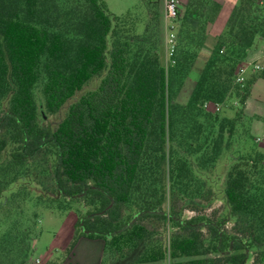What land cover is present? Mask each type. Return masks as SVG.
Listing matches in <instances>:
<instances>
[{
	"label": "trees",
	"instance_id": "trees-1",
	"mask_svg": "<svg viewBox=\"0 0 264 264\" xmlns=\"http://www.w3.org/2000/svg\"><path fill=\"white\" fill-rule=\"evenodd\" d=\"M185 5V34L176 62L166 67L153 32L124 35L115 25L120 16L104 0H0V153L10 146L0 162V194L35 167L50 183L49 203L63 209L85 202L73 222L70 251L83 235L105 239V260L136 248L149 239L147 218L170 220L176 230L168 246L148 245L139 264H165L168 253L170 264H248L250 251L264 244L262 151L236 158L226 174L230 213L244 235L228 230L225 217H182L163 207L167 179L173 189L199 191L203 180L189 156L201 167L214 165L228 144L226 134L233 136L243 123L245 110L220 117L203 102L227 99L237 64L247 59L255 37H264V3L241 0L188 100L177 101L174 84L220 10L216 0ZM197 26L200 38L193 34ZM99 75L96 88L72 99ZM258 76L264 77V66L238 91L242 104ZM62 110L55 127L41 122ZM11 243L26 258L28 249ZM10 252L3 242L0 264H13Z\"/></svg>",
	"mask_w": 264,
	"mask_h": 264
},
{
	"label": "rangeland",
	"instance_id": "rangeland-1",
	"mask_svg": "<svg viewBox=\"0 0 264 264\" xmlns=\"http://www.w3.org/2000/svg\"><path fill=\"white\" fill-rule=\"evenodd\" d=\"M147 1L104 0L110 12L122 16L115 21V25L124 35L141 33L145 28L153 32L151 38L153 42L156 41L161 61L166 67H169L176 62L179 46L182 43L180 41L182 40L181 33L185 34L186 26L182 30L180 24L186 10V3H184L185 0H179L178 18L180 17V21L178 18L175 20L173 27L175 36L174 40L170 41V21L166 12L165 0H149L152 2L151 6L147 4ZM260 2L264 3V1ZM211 10H214V7ZM217 14L218 12L212 15L211 23L214 22ZM195 29L193 34L200 38L201 33H203L201 26H197ZM224 30L216 34V38ZM109 40H112V36ZM172 43L175 45L173 50L171 48ZM256 43L263 45L264 37L257 35L253 44ZM204 44L197 49V56L174 84V99L177 101L186 103L206 61L212 54V50L204 48ZM254 63H260L262 67L255 68ZM263 66L264 56L253 61L246 59L239 62L235 70L234 85L227 99L203 102L204 109L220 117L223 115L234 116L239 109L245 110V116L243 113L241 118L243 123L238 126L233 136L228 137L226 134L228 144L223 148L214 165L201 167L197 164L195 155L189 156L196 173L203 180L199 191L194 189L192 194H188L178 188L173 189L171 180L167 179L166 199L163 203V207L167 211L173 210L182 217L198 214L215 218L225 217L228 230L239 231L244 235L239 228L236 217L230 213L225 195V179L229 166L236 158L251 155L256 151H262L264 154V109L258 111V114L252 115L246 110V103L242 104L240 96H237L238 91H242L241 87L246 84L247 79L258 74ZM239 71H243L245 79H238ZM101 76L93 77L72 99L96 88ZM36 95L41 102L42 96L39 87L36 90ZM64 114L63 110L59 113H47L40 120L46 125L55 127ZM254 124H261V129ZM9 151L10 146L0 153V162L7 159ZM33 169L34 171L26 173L23 177L10 183L0 194V247L3 242L6 243L7 250H10L11 256L15 258L13 264H58L70 252V246L75 237L74 219L80 211L87 208V205L83 201L73 202L69 204V207L60 209L49 203L47 200L53 194L46 190L50 186L48 178L36 173L35 167ZM17 191L20 192L16 193ZM143 223L149 229V239L143 241L136 248H124L121 252H114L113 257L110 256L106 260L104 258L103 264H139L138 258L148 245L157 241L165 247L169 245L170 236L176 230L170 220L147 218L143 220ZM13 240L28 249L26 258L22 259L25 250L21 251L20 248H15L13 251L9 248ZM180 259L184 260L185 258L181 257ZM171 261L168 253L163 262L170 264ZM248 264H264V244H259L250 251Z\"/></svg>",
	"mask_w": 264,
	"mask_h": 264
},
{
	"label": "crops",
	"instance_id": "crops-1",
	"mask_svg": "<svg viewBox=\"0 0 264 264\" xmlns=\"http://www.w3.org/2000/svg\"><path fill=\"white\" fill-rule=\"evenodd\" d=\"M188 0H185L186 3ZM220 3V10L213 23L210 24L204 48L212 50L216 42V34L226 27L227 20L233 8L241 0H216ZM261 1V0H256ZM257 37V36H256ZM255 37V39H256ZM254 39V40H255ZM254 43V42H253ZM264 56V44H253L247 60L253 61ZM246 110L252 114L264 109V77L258 76L251 87V93L246 99ZM261 129V124H254ZM105 255V239L101 237L80 236L73 249L60 264H103Z\"/></svg>",
	"mask_w": 264,
	"mask_h": 264
},
{
	"label": "built area",
	"instance_id": "built-area-1",
	"mask_svg": "<svg viewBox=\"0 0 264 264\" xmlns=\"http://www.w3.org/2000/svg\"><path fill=\"white\" fill-rule=\"evenodd\" d=\"M264 1V0H261ZM165 4H166V12H167V16L169 18L170 21V41L174 40V36H175V31H174V25H175V20L177 19L178 15H179V11H180V3L179 0H165ZM171 48L172 50L175 48L174 43L171 44ZM255 68H261L262 65L260 63H254L253 64ZM244 70V68H242ZM240 72V71H239ZM238 79L239 80H243L245 79V75L242 72H240V74L238 75Z\"/></svg>",
	"mask_w": 264,
	"mask_h": 264
}]
</instances>
